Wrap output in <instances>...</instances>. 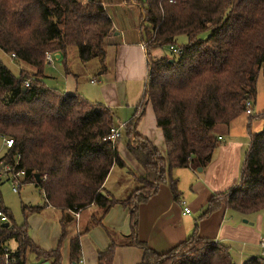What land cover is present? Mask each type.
<instances>
[{
	"label": "trees",
	"instance_id": "trees-1",
	"mask_svg": "<svg viewBox=\"0 0 264 264\" xmlns=\"http://www.w3.org/2000/svg\"><path fill=\"white\" fill-rule=\"evenodd\" d=\"M124 1L142 9L147 57L141 105L122 129L127 150L144 170L143 187L121 202L130 208L128 244L143 251L139 264H231L228 246L195 235L165 254H156L137 238V207L171 170L204 169L218 147L214 128L227 126L244 113L246 102L254 101L260 71L264 77V0ZM112 28L100 0H0V50L29 68L20 69L16 77L0 62V137L13 141L0 162L4 167L17 163L15 170L25 171L23 183L34 184L57 211L80 212L95 206L103 215L119 203L100 193L111 169L125 166L117 149L121 137L115 145L104 141L116 126L113 112L43 83L46 54L60 56L66 75L72 74L67 66L72 50L81 62L98 59L104 72L105 38ZM180 37L186 39L181 55L169 52L160 59L150 58L151 50L177 45ZM144 103L150 104L162 131L165 159L134 131ZM256 117L264 120V112ZM169 179L177 200V182ZM220 207L243 217L264 211V127L250 132L239 180L214 195L202 216ZM40 211L22 205L23 223L18 226L0 202V212L9 221L7 228L0 224V264H4L3 246L10 242L15 246V264H26L28 255L60 264L58 250L42 252L27 235L28 217ZM112 255V247L99 252L98 263L110 264ZM80 259L76 236L70 241V263L79 264ZM242 264H264V257Z\"/></svg>",
	"mask_w": 264,
	"mask_h": 264
},
{
	"label": "crops",
	"instance_id": "crops-1",
	"mask_svg": "<svg viewBox=\"0 0 264 264\" xmlns=\"http://www.w3.org/2000/svg\"><path fill=\"white\" fill-rule=\"evenodd\" d=\"M100 1L113 25L112 31L105 38V70L98 71L97 79L90 80V85L83 87L78 85L73 74L66 75L63 72L61 76L64 83L61 87L65 93L79 94L91 103L110 109L114 114L115 125H124L141 105L147 78V57L141 35L142 9L124 0ZM44 76L43 83L47 86L51 77L45 72ZM56 87L53 85V89L58 90ZM250 118L252 116L244 112L227 126H216L214 132L218 147L208 165L201 171L193 168L171 170L169 175L166 174L165 181L156 185V192L138 205L137 238L140 242L161 255L195 235L228 246L235 264L261 256L258 244L263 236V221L260 216L253 220L247 218V223L244 224L245 217L232 214L224 207L202 216L214 195L228 191L239 180L244 154L249 147L250 132L254 133ZM134 131L140 139L148 141L166 158L162 131L156 126L150 104H143ZM123 139V142L121 139L117 143V149L125 166L113 167L100 190L101 194L119 203L103 215L98 208L91 206L80 211L76 218L71 211L61 212L48 206L43 197L41 204H22L41 208L40 212L28 217L27 235L32 244L42 252L58 250L60 264H71L70 241L76 236L79 237L80 260L83 264H99L98 253L110 247L113 248L110 264L141 262L143 251L128 244L131 214L129 206L122 205L121 202L132 193L137 194L136 191L143 187L141 180L144 178V170L131 156L126 148L125 138ZM3 147L5 148L4 144ZM5 149L7 152L8 149ZM2 168L4 164L0 162V170ZM169 176L177 182V200L171 195ZM184 179L189 183V189L186 187L185 192ZM123 181L126 186L120 185ZM26 184L32 183H23L21 186ZM33 186L36 187L34 184ZM184 207L188 208V213H184ZM95 221L98 224L89 228ZM9 247L14 250V243L10 242ZM32 256L34 264L45 262ZM47 262L51 264L50 261Z\"/></svg>",
	"mask_w": 264,
	"mask_h": 264
},
{
	"label": "rangeland",
	"instance_id": "rangeland-1",
	"mask_svg": "<svg viewBox=\"0 0 264 264\" xmlns=\"http://www.w3.org/2000/svg\"><path fill=\"white\" fill-rule=\"evenodd\" d=\"M201 37L205 38V35H202ZM185 43H186L185 37H180L177 42V45L183 46ZM168 55H169V51L167 48H157L150 51V58L152 60L160 59ZM14 58L12 55H8L0 50V62L3 63L14 76L17 77L19 75L20 69L22 68L29 69V68H27V66H24L20 62L16 61ZM67 66L70 69L71 73L76 77L78 85H80V87H83L86 86L87 84L90 85V80L97 79L98 77L97 72L100 71V69L102 68V63L98 59H93L89 62H81L77 52L75 50H72L70 51L68 56ZM63 69L64 68L62 65V59L55 58L52 64L46 63L44 72L47 76L51 77L47 81V86H49L48 88L50 87L53 88V85H56L58 91L65 93L62 90L64 80L61 75H63ZM27 73L29 74V72ZM251 109L253 112L252 118H250L252 123L251 130L254 133H258L264 127V120L258 119L256 117V115L264 112V77L262 71H260L258 75V80L256 85V96L254 101L252 102ZM212 134H214L215 136L214 130L212 131ZM121 139H122L121 142H123L124 139L122 133H121ZM5 153H6V149L3 147V139L0 138V159L4 156ZM120 185L126 186V182L123 181L120 183ZM188 185H189L188 180L184 179V192L186 187L187 190L189 189ZM42 197L43 195L41 194L39 189L34 187L33 184H26L21 186L18 193L12 192V183L9 180V176L6 173V170H4V168L0 170V202L2 206H4L10 211L13 221L16 225L19 226L23 223V216L21 212L22 204L23 203L31 204V205L41 204ZM232 212L233 211H231V213ZM232 214L239 216V214L236 212H233ZM256 216L261 217L263 221L262 225H264V211H261L253 215H247L243 220H246L247 218L249 219L252 218L253 220ZM34 262L35 260L33 256L28 255L26 258V264H34Z\"/></svg>",
	"mask_w": 264,
	"mask_h": 264
},
{
	"label": "built area",
	"instance_id": "built-area-1",
	"mask_svg": "<svg viewBox=\"0 0 264 264\" xmlns=\"http://www.w3.org/2000/svg\"><path fill=\"white\" fill-rule=\"evenodd\" d=\"M168 51L176 56L181 55L182 53V46H178V45H173L170 46L168 48ZM14 58V55H12ZM54 56L51 54H46L45 55V62L48 64H52L54 62ZM25 86H28V82L25 83ZM245 114L248 116H252V111H251V102H246L245 103ZM122 124L116 125L114 127H112L109 130V133L107 134V136L104 138V141L109 142L111 145H115L116 141L121 137V133H122V129H123ZM3 144L5 146V148L9 149L10 147H12L13 145V141L9 138H3ZM17 166V163H15L14 166L12 167H4V170H6V173L9 176V180L12 183V192L17 193L20 189V186L22 185L24 178H25V171L24 170H15ZM44 201L45 203H47V200L45 197ZM184 213H188L189 210L187 207H184L183 209ZM73 215L78 218L79 216V211H75L72 212ZM1 223H8V218L2 213L0 212V224ZM259 248H260V252H261V256L264 257V236H262L260 238L259 244H258ZM2 260L4 262V264H15L16 263V254H15V250L11 249L9 247V245H4L3 246V256H2ZM79 264H83V261L80 260ZM231 264H235L234 262Z\"/></svg>",
	"mask_w": 264,
	"mask_h": 264
},
{
	"label": "water",
	"instance_id": "water-1",
	"mask_svg": "<svg viewBox=\"0 0 264 264\" xmlns=\"http://www.w3.org/2000/svg\"><path fill=\"white\" fill-rule=\"evenodd\" d=\"M59 57H60V56L57 55L55 58H56V59H59ZM201 170H202L201 168H198V171H201ZM34 178H35L36 181H38L39 176H38V175H35ZM243 222H244V223H247L245 220H244ZM8 226H9L8 223H4V224L2 225V227H5V228H7ZM41 264H50V263L47 262V261H45V262H43V263H41Z\"/></svg>",
	"mask_w": 264,
	"mask_h": 264
}]
</instances>
